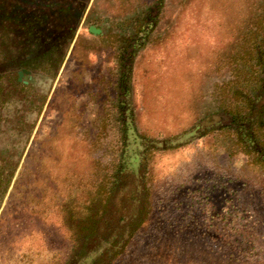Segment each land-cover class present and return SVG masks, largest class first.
<instances>
[{
    "label": "rangeland",
    "instance_id": "1",
    "mask_svg": "<svg viewBox=\"0 0 264 264\" xmlns=\"http://www.w3.org/2000/svg\"><path fill=\"white\" fill-rule=\"evenodd\" d=\"M30 1L20 5L28 16L42 14L34 30L41 48L54 45L62 58L56 68L35 59L19 81L25 101L3 110L0 143L11 140L13 120L23 115L20 143L27 145L0 206V264H63L68 227L86 212L120 143L119 40L142 18L151 26L131 59L127 99L136 131L162 140L214 111L215 87L233 78L237 29L260 0ZM89 26L100 33L91 35ZM228 143L209 134L122 176L96 224L97 243L124 239L120 226L141 205V179L150 196L145 222L113 264L226 263L214 253L241 258L252 240L264 242V171L242 154L229 157Z\"/></svg>",
    "mask_w": 264,
    "mask_h": 264
},
{
    "label": "trees",
    "instance_id": "2",
    "mask_svg": "<svg viewBox=\"0 0 264 264\" xmlns=\"http://www.w3.org/2000/svg\"><path fill=\"white\" fill-rule=\"evenodd\" d=\"M30 2L0 0V142L5 132L4 125L8 123L3 110L8 104L17 108L25 101L21 95L27 86L18 82L14 73L28 68L35 59L45 64L51 62L53 68H56L62 58L54 45L48 46V49L41 48L42 42L36 38L34 30L39 25L42 14L37 9L32 16H28L20 5ZM253 9L237 29L235 49L230 57L233 78L215 87L214 111L195 120L187 129L162 140H151L136 131L127 99L131 59L135 51L142 49L147 43V28L151 26L142 18L128 35L119 40V74L116 80L119 91L116 97L119 100L115 106L118 107L120 143L111 147L106 169L89 199L86 212L77 216V223L68 227L73 238L69 257L63 264H113L124 254L147 215L145 206L150 194L142 179H139L142 202L132 219L127 218L128 223L120 226L125 233L122 241L104 237L97 243V235L102 229L96 224L106 215L122 176L128 172L136 173L137 170L143 173L146 161L159 151L174 150L191 140L215 134L230 141L229 147L225 149L229 157L242 154L250 165L264 171V0H260ZM146 18L149 19L148 16ZM14 47L19 49L15 51ZM15 113L19 114L17 110ZM32 125L27 126V133H30ZM24 126L25 116L15 117L10 127L11 140L0 143V206L27 145L26 139L24 143H20L23 139L19 133ZM16 184L15 179L13 185ZM125 220L126 218L120 217L117 222L123 223ZM92 244L94 245L90 247ZM228 252L214 253L216 260L225 258L223 260L226 261L221 263L217 260V264H264V242L252 240L246 251L248 254L241 258L234 256L230 250Z\"/></svg>",
    "mask_w": 264,
    "mask_h": 264
},
{
    "label": "water",
    "instance_id": "3",
    "mask_svg": "<svg viewBox=\"0 0 264 264\" xmlns=\"http://www.w3.org/2000/svg\"><path fill=\"white\" fill-rule=\"evenodd\" d=\"M87 31H88V33H90L91 35H97V34L100 33V31H99L98 29L94 28L93 26H89L88 29H87ZM23 74L27 75L28 72L25 71V70H23V69L17 72V81H18V82L20 81V78H21V76H22Z\"/></svg>",
    "mask_w": 264,
    "mask_h": 264
}]
</instances>
